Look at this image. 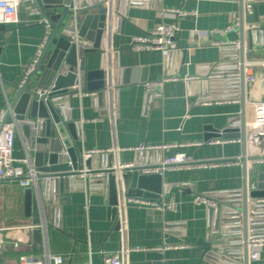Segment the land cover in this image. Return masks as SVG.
<instances>
[{
  "label": "crops",
  "instance_id": "crops-1",
  "mask_svg": "<svg viewBox=\"0 0 264 264\" xmlns=\"http://www.w3.org/2000/svg\"><path fill=\"white\" fill-rule=\"evenodd\" d=\"M245 3L246 14H252L253 5H257L260 24L264 27V0H245ZM166 8L185 9L196 14L180 17L171 12L161 13ZM115 9L114 54L111 60L114 80L117 81L114 108H111L109 95L105 92H80L70 96L69 112L79 124L78 146L81 152L88 149L109 150L95 154V167L111 166L118 170L121 164L135 163L138 158L147 159L145 153L123 148L178 144L177 148L151 151L148 159L152 163H161L164 157L176 151L192 156L196 166L167 169L163 173L168 183L176 185L167 196H173L178 201L176 211H163L166 212L163 222L177 225L174 230L182 231V241L189 242L191 246L164 251L163 259L167 264H213L202 259L203 249L197 241L213 231L219 220L210 207L196 204L193 196L242 187V164H222L227 162L226 159L241 156L242 147L241 142H213L235 138H224L219 133L224 129L236 128L232 123L240 116L241 103L230 99L236 91L231 85L233 60L223 59L229 58L231 52L221 50L210 44L209 40L240 41L241 34L236 27L224 35L216 33L210 38H200L196 30L211 31L226 27L231 23L233 14L239 13L240 2L115 0ZM159 23L178 25L176 40L179 50L168 56L159 51H133V36L148 32ZM45 35L43 14L34 12L28 0H20L17 21L5 23V28L0 30V111L11 105L16 93L15 85L21 81ZM246 45V52L251 55L248 41ZM254 50L257 57L246 61L264 59V46ZM102 62L106 63L104 53L90 56L87 59L88 69H98ZM220 63L227 65L220 66ZM252 71L256 77L248 84L246 91L247 122L254 118V102L264 100V66L253 65ZM165 75H178L181 79L165 83L161 93L145 92V81L160 79ZM186 75L196 78L185 81L183 77ZM215 86L218 88L214 90ZM220 96L224 98H215ZM196 142L202 144L188 145ZM251 152L253 149H250ZM15 156L29 159L28 164L22 163L24 167L34 164L26 154L19 130ZM219 160L216 165L206 162ZM88 177L102 181L104 175L98 173L80 178L85 180ZM119 177L120 171L116 174L114 188L118 205L124 189ZM43 181L38 179L32 186L33 197L38 204L44 197L40 191ZM87 196L86 190L53 182L47 194L51 201L49 212L45 217L41 215L48 226L46 246L36 244L32 232L25 233V243L18 247L7 243L0 248V264H20L19 256L22 254L41 258L47 248L53 253H67L65 264H104L103 254L106 252L117 251L124 246L156 247L167 243L165 233L157 226L162 222V216L149 220L146 214L149 208L127 201L124 210L119 209L120 228L114 229L111 220L91 219L88 216ZM32 222L33 217L26 214V188L16 180H0V235L7 236L9 227ZM144 252L131 251L125 257L124 264L144 259ZM253 252L257 253L255 258L251 256ZM249 254V264H264V245L249 250Z\"/></svg>",
  "mask_w": 264,
  "mask_h": 264
},
{
  "label": "water",
  "instance_id": "water-1",
  "mask_svg": "<svg viewBox=\"0 0 264 264\" xmlns=\"http://www.w3.org/2000/svg\"><path fill=\"white\" fill-rule=\"evenodd\" d=\"M28 1L34 12L42 13L47 19L50 32L26 82L22 86L16 83V93L11 102L26 154L40 171L39 179L44 180L40 186L44 196L40 204L33 197L32 187L26 188V214L33 217L34 224L42 221L41 215L45 217L49 212L51 201L47 194L54 182L86 190L88 216L91 219H109L113 228L119 229V206L114 194L118 171L126 197L167 201V194L176 185L168 183L161 174V163H152L148 159L151 151L139 152L145 153L147 159L138 158L132 167L121 166L119 170L111 166L95 167V155L86 160L82 158L77 143L80 140L79 124L69 112L70 96L80 92L104 94L107 84L105 64L102 62L98 69H88L87 59L103 53V30L108 8L104 0ZM239 2V48L229 46L220 49L231 52L232 55L223 60L232 59L233 71L240 72L239 81L233 78L231 85L236 89L239 87L241 112L232 123L236 128L224 129L219 136L241 139V156L225 161H240L242 164V187L212 193L219 200L217 208H211L219 223L206 237L198 239L197 244L203 249L202 259L213 264H249L248 237L264 235V224H261L264 223V204L256 203L259 198H264V134H254L248 141L246 91L249 83L245 80L246 60L255 59L254 48L264 46V27L260 24L257 5H253L252 14H246L245 0ZM4 28L5 24L0 23V30ZM246 41L251 55L246 52ZM250 149L253 152L250 153ZM249 161L254 162L251 168L247 167ZM206 162L217 163L220 160ZM98 173L104 175L102 181L79 177ZM146 214L149 220L162 216V222L157 226L165 233V242L182 241L184 233L174 230L177 225L163 222L166 212L149 208ZM32 236L36 244L43 243L42 229H34ZM163 258L162 252L150 250L144 252V259L132 264H167Z\"/></svg>",
  "mask_w": 264,
  "mask_h": 264
},
{
  "label": "built area",
  "instance_id": "built-area-1",
  "mask_svg": "<svg viewBox=\"0 0 264 264\" xmlns=\"http://www.w3.org/2000/svg\"><path fill=\"white\" fill-rule=\"evenodd\" d=\"M105 5L108 8L106 24L103 30L104 36V47L103 53L106 56L105 71H106V87L104 92L109 95V102L111 108H114V93H115V80H114V70L112 57L114 54V47L112 37L115 32V0H104ZM250 1V0H247ZM20 0H0V23H10L17 21L18 18V5ZM247 3V2H246ZM247 5V4H246ZM171 12L176 16H188L196 14L195 11H189L185 9H176V8H166L162 9L161 13ZM239 13H234L232 21L229 25L220 29H213L211 31H202L196 30V34L200 38H210L211 35L227 34L235 30L239 25ZM46 25V35L43 42L38 46V49L30 61L19 85L22 86L27 80V76L30 71L33 69L35 63L38 61L42 49L44 48L46 38L50 32V25L45 19ZM178 30V25L176 23H159L153 29L148 32L138 34L133 36L131 41V49L135 52L143 51H159L162 55L168 56L171 53L179 50V45L176 40V34ZM210 44L218 47H229L235 46L239 48V40H209ZM263 65L264 59L259 61H246L245 62V80L250 83L255 80V74L252 71L253 65ZM240 72L234 71L232 74L233 78H238L239 81ZM223 77V75H220ZM196 77L186 75L183 77V80L190 81ZM181 77L178 75H165L160 79L147 80L144 82V90L146 93H161L163 91L165 83L169 81L180 80ZM239 83V82H238ZM236 89V88H234ZM239 87L235 93L230 97L233 101H240L239 98ZM224 97V96H221ZM204 103H209L205 101ZM70 109V108H69ZM18 120L15 117V114L9 104L8 107L3 108L0 111V180H16L18 183L24 187H32L37 183L39 179L40 171L34 164H29V166L24 167L22 163H29L28 158H17L15 156V143L16 135L18 131ZM246 132L248 141H250L251 136L254 134H264V100L254 102V118L252 121L246 123ZM214 143H236L241 142L240 138H230V139H217L213 141ZM202 143H189L188 145H201ZM178 144L168 143L163 145H139L133 148H123L124 150L133 149L138 152L142 151H154L157 149H170L177 148ZM109 150L105 149H88L83 150L81 153L83 160L97 154L107 152ZM233 163H240V161H227L222 164L231 165ZM161 164L163 165L161 174L164 173L167 169L177 170L185 169L196 166L195 160L192 156L188 155L183 151H176L173 155L166 156L162 159ZM216 165L217 163H213ZM254 162L249 161L247 164L248 168L253 166ZM134 163L121 164V166L132 167ZM207 165V164H205ZM156 171V170H155ZM83 177V176H79ZM193 200L198 205H205L210 208H217L219 205L218 197L214 194L207 193H197L194 194ZM130 201L135 204H138L145 208L160 209L162 211H176L178 208V201L173 197H168L167 201H158L150 200L141 197H126L124 189H122L119 200V209L122 211L125 208L126 202ZM256 203L264 204V198H259ZM88 212V205H87ZM121 216V214H120ZM47 224L44 221L34 224L29 223L25 225H16L7 228V236L0 235V248L4 247L7 243H13L15 246H20L22 243H25V233H31L34 229H42L43 231V244L46 246L47 243ZM123 227H121L122 229ZM264 245V235L259 236H249L248 237V247L249 250L257 249ZM191 244L187 241L164 243L156 247H141L137 246L134 248H129L124 246L120 250L106 252L103 254V263L104 264H124L125 257L131 251H150L155 250L159 252H164L167 250H177V249H186L190 247ZM257 255L256 252L251 253V256L255 258ZM250 256V254H249ZM20 264H65V259L62 254L53 253L48 248L45 250L43 257L36 258L29 254H22L19 256Z\"/></svg>",
  "mask_w": 264,
  "mask_h": 264
},
{
  "label": "trees",
  "instance_id": "trees-1",
  "mask_svg": "<svg viewBox=\"0 0 264 264\" xmlns=\"http://www.w3.org/2000/svg\"><path fill=\"white\" fill-rule=\"evenodd\" d=\"M62 255H63V257H64V259H65V261H66V259L68 258L67 253H62Z\"/></svg>",
  "mask_w": 264,
  "mask_h": 264
},
{
  "label": "rangeland",
  "instance_id": "rangeland-1",
  "mask_svg": "<svg viewBox=\"0 0 264 264\" xmlns=\"http://www.w3.org/2000/svg\"><path fill=\"white\" fill-rule=\"evenodd\" d=\"M27 235V234H26ZM28 236V235H27Z\"/></svg>",
  "mask_w": 264,
  "mask_h": 264
}]
</instances>
